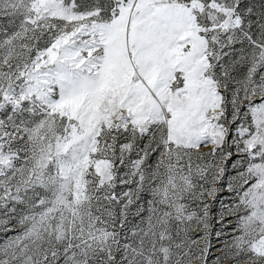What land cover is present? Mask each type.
I'll return each mask as SVG.
<instances>
[{"label": "snow or ice", "instance_id": "obj_1", "mask_svg": "<svg viewBox=\"0 0 264 264\" xmlns=\"http://www.w3.org/2000/svg\"><path fill=\"white\" fill-rule=\"evenodd\" d=\"M0 264H264V0H0Z\"/></svg>", "mask_w": 264, "mask_h": 264}]
</instances>
